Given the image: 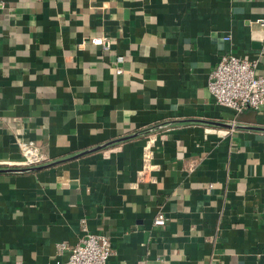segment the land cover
<instances>
[{
  "label": "crops",
  "instance_id": "0c3cea01",
  "mask_svg": "<svg viewBox=\"0 0 264 264\" xmlns=\"http://www.w3.org/2000/svg\"><path fill=\"white\" fill-rule=\"evenodd\" d=\"M258 19L264 0H0V170L19 142L47 158L0 172V264H54L82 219L107 264H264V110L206 89L225 53L264 76Z\"/></svg>",
  "mask_w": 264,
  "mask_h": 264
},
{
  "label": "built area",
  "instance_id": "2783aa9c",
  "mask_svg": "<svg viewBox=\"0 0 264 264\" xmlns=\"http://www.w3.org/2000/svg\"><path fill=\"white\" fill-rule=\"evenodd\" d=\"M255 23L264 29V19H258ZM89 43L101 49L107 47L102 38H92ZM260 53L264 54V50ZM121 61V57L116 58L117 63ZM256 67V59L247 60L230 53L221 55L207 76L206 89L214 104L229 109L234 114L246 110H264V76L256 74ZM120 72L118 68L115 70L116 75ZM17 146L20 156L17 167H38L47 161L40 147L34 142H19ZM164 223L165 220L160 213L152 220V225L156 227H161ZM80 226L83 236L79 243L71 248L59 243L56 246L57 259L54 264H107L108 258L112 255L107 239L86 232L83 219ZM63 254H66L65 260H58Z\"/></svg>",
  "mask_w": 264,
  "mask_h": 264
},
{
  "label": "water",
  "instance_id": "95a60500",
  "mask_svg": "<svg viewBox=\"0 0 264 264\" xmlns=\"http://www.w3.org/2000/svg\"><path fill=\"white\" fill-rule=\"evenodd\" d=\"M137 135H139V134H134V135H131L129 137H124V138L118 139V140L113 141V142L123 141L125 139H129V138L135 137ZM109 144H111V143H106L104 145H100L98 147L92 148V149H90L88 151L83 152L82 154L98 151L100 149L105 148ZM36 169H38V168L37 167H31V168H19V169H3V170H0V172H3V173H21V172H25V171H35Z\"/></svg>",
  "mask_w": 264,
  "mask_h": 264
},
{
  "label": "trees",
  "instance_id": "16d2710c",
  "mask_svg": "<svg viewBox=\"0 0 264 264\" xmlns=\"http://www.w3.org/2000/svg\"><path fill=\"white\" fill-rule=\"evenodd\" d=\"M156 130V127H152V128H149V129H145V131H143V134L147 135L149 133H152Z\"/></svg>",
  "mask_w": 264,
  "mask_h": 264
}]
</instances>
